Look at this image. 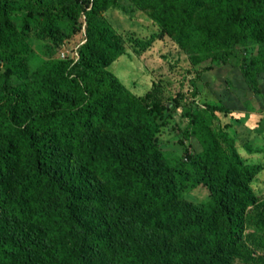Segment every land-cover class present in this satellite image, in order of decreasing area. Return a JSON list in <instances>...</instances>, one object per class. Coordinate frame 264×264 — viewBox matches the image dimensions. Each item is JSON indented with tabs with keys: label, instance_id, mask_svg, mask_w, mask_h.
<instances>
[{
	"label": "rangeland",
	"instance_id": "374dc122",
	"mask_svg": "<svg viewBox=\"0 0 264 264\" xmlns=\"http://www.w3.org/2000/svg\"><path fill=\"white\" fill-rule=\"evenodd\" d=\"M35 2L38 8L33 10L34 16L30 10L16 5L17 8L7 10L9 17H5L0 4V25L8 18L17 32L24 33L32 53L18 62L17 71L7 84L0 59V148L11 153L17 148L22 154L18 156L20 165L5 169L8 179L0 182V245L10 244L22 253V264H125L124 260L128 261L136 249L143 259L132 264H153L162 255L171 253L181 255L187 264H264V70L260 66L264 63V33L258 34L252 45L233 48L235 58L227 64L215 59L225 37L231 34L225 23L227 12L219 7L215 10V6H206V10L193 12L192 23L198 27L202 24L208 30L211 50L204 55L190 54L175 41V32L159 36L161 27L153 15L167 10V19L179 18L182 6L178 7L175 0H158L159 4L153 0L147 7L135 0H118L116 4L112 0ZM93 16L95 21H108L124 46V54L107 63L106 70L135 99L148 109H155L153 113L164 107L158 119L160 129L154 135L158 151L143 161L155 169L172 170L175 178L166 191L155 187L141 196L131 192L130 184L110 185L97 174L98 169L88 168L86 184L83 181L74 187L84 201L77 205L72 216L62 214L68 219V226L63 228L61 221L54 220L53 209L61 208L56 207L63 199L56 181L69 154L73 167L79 170L84 169V163L98 165L100 154L95 148L113 147V155L126 161V169L142 161L133 152L130 134L109 132L99 123L79 133L83 137L80 146L57 143L53 157L44 158L42 163L33 161L18 143L12 148V131L30 128L33 111H47L73 98L66 89L57 88L54 99L45 102L37 86H49L54 79L50 73L46 74V63L74 59L75 65L80 61ZM248 50H251L250 65L254 66L252 75L255 74L261 95L249 89L240 68ZM91 55L97 56L86 54ZM100 55L104 57L103 53ZM85 70L92 73L89 66ZM12 109L17 117H10ZM197 113H200L198 132L204 138L207 139L205 131L209 129L220 142L219 136L225 132L233 140L241 163L253 167L237 179L240 190L234 185L233 196L239 195L243 203L242 207L235 202L240 208V222L243 221L238 238L231 248H224L215 256L210 248L191 246L205 237L203 233H186L164 240L166 235L152 223L159 219L163 207L171 205L182 211L186 220H203L202 206L214 194V170L201 160L200 153L205 147L198 136L192 135V114ZM34 128L38 130L37 143L47 153L52 144H44L43 140L48 135L64 129L63 134L56 133V138L64 141L67 136L65 127L55 130L46 121L38 122ZM93 137L112 146L98 141L94 143L96 146L89 145L87 139ZM26 171L37 173L40 179L32 194L23 196L18 182L19 175ZM12 201H16L15 205ZM90 216L98 217V225L108 223L110 230L104 242L90 245L88 239L84 246L83 237H89V233L78 221ZM55 229L60 239L67 241L70 251L76 253L73 260L63 261L56 251Z\"/></svg>",
	"mask_w": 264,
	"mask_h": 264
},
{
	"label": "trees",
	"instance_id": "16d2710c",
	"mask_svg": "<svg viewBox=\"0 0 264 264\" xmlns=\"http://www.w3.org/2000/svg\"><path fill=\"white\" fill-rule=\"evenodd\" d=\"M35 1L0 0V4H3L1 14L9 17L7 10L23 7L30 10L31 16H34L33 10L38 8ZM112 1L113 4L118 2V0ZM135 1H142V7H147L148 4L153 2V0ZM157 1L154 0L155 3H158ZM175 4L178 7L182 6V14L179 18L167 19V10L163 14L153 15V17L161 27L159 36L175 32V41L187 48L190 54L207 55L211 50L207 43L209 34L206 26L201 24L198 27L192 23L193 12L206 10V6H215V10L219 7L221 11L227 12V15L224 16L226 18L225 23L231 31V34L225 37L224 44L216 54L217 57L214 56L216 60L228 64L234 56V52L232 53L233 48L252 45L254 44L252 40L257 39L258 34L264 33V0H175ZM16 5L17 7H15ZM93 18L94 16L90 17L88 42L84 46L80 61L75 65L74 59H57L46 63V74L50 73L54 79H51L49 86L44 87L41 84L37 86L42 93L41 98L45 102L54 99L57 88L66 89L73 98L59 103L47 111H33L35 113L29 119L32 127L12 131V140H14L12 148L18 143L26 148L33 161L42 163L44 158L53 157L52 152L57 143H62L65 147H67L66 144L80 146L83 137L79 133L85 132L99 123L105 126L109 132L130 134L135 146L133 152L140 157L142 163L134 164L130 169H126L124 167L126 161L113 155L115 150L113 147H103L102 149L95 148L97 153L100 154L98 165L84 163L82 165L84 169L79 170L73 167L72 155L69 154L64 160L62 170L56 181V186L63 195V199L57 202L56 207L61 208H56V211L53 209L54 220L61 221L63 228L68 226V219L62 217V214L72 216L77 205L84 201L74 187L76 184H83V181L86 184L85 172L88 168L98 169L97 174L110 185L130 184L131 192L140 193L141 196H145L149 190L152 192L155 187H158V191H166L175 178L172 170L155 169L151 164H145L146 162L143 161L144 158L150 157L158 151L154 135L160 129L158 119L164 107H161L157 113H153L152 111L155 109L150 110L140 100L135 99L131 93L123 88L119 79L106 70L107 63L115 61L124 54V46L108 21H95ZM89 53L97 56L95 58L92 55L90 57L86 56ZM100 53H103L104 57ZM31 55L24 33L17 32L11 26L9 19L6 18L0 25V59L5 67L3 73L5 84L15 75L18 62L22 58ZM249 56H251V50H248V54L243 57L240 68L249 89L261 95L254 80L255 74L252 75L254 66L250 65L252 61ZM257 62L258 60L253 64ZM88 66L91 68L92 73L85 70ZM260 66L264 70V63ZM259 72H261V69ZM216 110L212 109L210 111L216 112ZM219 111L222 112V110ZM12 112L13 114L10 117H17V112H14L13 109ZM199 118L200 113L192 114L191 122L194 126L192 135L200 138L205 147L204 151L200 153V158L203 163L210 165L215 173L213 177L214 194L209 203L202 206L204 211L203 220H186L183 212L171 205L163 207L159 214L160 217L158 216L159 219L152 223L157 224L160 232L166 235L164 240L186 233H203L205 237L192 242L191 246L210 248L212 249V256H215L222 252L224 248H231L238 238V231L241 230L243 221L240 222V208L235 202H239L242 207L243 203L239 195L233 196L234 185H236V190H240L241 186L238 184L237 179L242 177L241 173H248L253 167L241 163L233 140L225 132H222L219 136L220 142L215 140L209 129L205 131L208 135L207 139L204 138L198 132ZM37 121H46L55 130L59 127L66 128L67 136L64 141H58L56 138V133L63 134L64 129L48 135L43 140L44 144L49 142L52 144L49 153L37 143L39 135L36 133L38 130L34 128V125L38 124ZM5 126H8V124ZM89 138L87 139L90 142L89 145L96 146L97 144L94 143L98 141V144L112 146L106 140L96 137L89 140ZM13 151L15 154L4 152L0 148V182H5L8 179L4 175L5 169H9L15 164L20 165L18 156L22 155L21 151L17 148H13ZM48 163H51V161L48 160ZM235 175H237V178H235ZM39 179L37 173L33 175L26 171L20 174L18 187L21 194L23 196L31 195L33 186ZM232 181H234L233 185ZM14 202L16 201H12L11 204ZM17 212L21 213L20 210ZM52 225L56 226L55 223ZM78 225L85 230V233H89V237H83L84 246H86L85 241L88 239L90 245H93L94 242H104L110 230L108 223L103 226L98 225V217L93 216L84 220L80 217ZM54 237L58 240L56 251L61 259L63 261L73 260V255L76 253L70 251L67 241L60 239V234L56 229ZM75 242L76 240H74ZM133 253L131 258L128 257V261L124 260L125 264H132L143 259L140 250L136 249ZM162 256L160 259H156L153 264H187L183 260L184 258L177 253ZM22 257V253L15 251L10 244L2 243L0 245V264H22Z\"/></svg>",
	"mask_w": 264,
	"mask_h": 264
},
{
	"label": "built area",
	"instance_id": "2783aa9c",
	"mask_svg": "<svg viewBox=\"0 0 264 264\" xmlns=\"http://www.w3.org/2000/svg\"><path fill=\"white\" fill-rule=\"evenodd\" d=\"M79 59V58H78Z\"/></svg>",
	"mask_w": 264,
	"mask_h": 264
}]
</instances>
